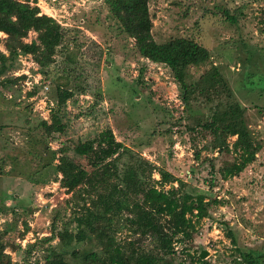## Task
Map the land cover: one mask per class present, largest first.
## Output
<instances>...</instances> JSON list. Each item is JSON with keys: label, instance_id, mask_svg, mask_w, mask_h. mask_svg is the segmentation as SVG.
Segmentation results:
<instances>
[{"label": "rangeland", "instance_id": "rangeland-1", "mask_svg": "<svg viewBox=\"0 0 264 264\" xmlns=\"http://www.w3.org/2000/svg\"><path fill=\"white\" fill-rule=\"evenodd\" d=\"M33 1L40 14L63 29V44L51 64L69 72L49 66L41 74L29 55H18L0 76V264L7 258L13 264H43L46 247L69 264H96L85 256L100 257L93 235L82 226L79 242L65 243L55 235L75 233V219L84 209L102 211L117 180L93 176L68 193L53 170L59 154L87 173L97 163L118 172L134 166L143 175L141 191L148 186L167 191L169 183L178 188L181 182L183 192L203 196L206 216L194 219L188 239L177 237L176 261L197 264L198 254L206 251L208 264H230L240 259L238 253L258 255L264 264V0L147 1L153 41L184 38L205 48L208 61L190 68V76L196 79L215 67L232 100L245 110L260 150L251 164L225 179L217 172L235 170L236 154L230 147L209 149L210 135L198 127L191 130L197 119L209 118L211 109L224 103L223 96L212 94L210 103L197 98L185 110L170 71L137 54L105 0ZM35 37L28 32L22 42ZM5 38L0 32V53L7 56ZM58 90L72 93L59 108ZM50 111L63 123L62 132L47 128ZM83 143L92 148L87 156L73 151ZM160 171L175 180L160 184ZM113 237L117 243L135 239L125 229ZM139 245L153 250L146 239Z\"/></svg>", "mask_w": 264, "mask_h": 264}, {"label": "trees", "instance_id": "trees-1", "mask_svg": "<svg viewBox=\"0 0 264 264\" xmlns=\"http://www.w3.org/2000/svg\"><path fill=\"white\" fill-rule=\"evenodd\" d=\"M147 1L105 0L110 16L116 20L121 31L133 40L137 54L153 64L164 65L170 71L185 110L197 98H202L205 103L211 102L212 94L225 98L224 103L219 101L211 109L209 118L197 119L191 130L198 127L210 135L209 149L221 152L228 151L230 147L236 154L237 161L233 164L235 170L219 169L217 173L221 179L241 172L247 164L254 161L256 153L260 150V146L251 139L244 118V108L232 100L231 92L215 67H210L196 79L190 76V68L200 67L208 61L209 55L205 48L184 38L171 39L161 44L153 41ZM227 19L231 23L235 22L233 17L227 16ZM0 32L6 36L4 49L7 52V56L0 53V76L9 68L7 63L13 62L18 55H29L41 74H44L43 70L49 66L58 73L67 74L68 68L60 70L58 65L51 64L52 58L63 44V29L52 18L40 14L33 0H0ZM28 32L35 33V40L22 42ZM70 97L71 91L58 90L55 101L57 108L63 106ZM49 121L47 128L55 132L63 131V123L55 112L50 111ZM41 124L45 125L43 121ZM230 137L235 139L229 145L227 139ZM91 150L88 143L73 148V151L81 156H87ZM97 164L93 166L95 171L87 173L65 155L59 154L57 157L53 170L60 176L57 180L58 186L68 193L78 186L89 184L93 176L108 181L114 178L117 184H113L112 195L102 211L93 213L84 209L75 219L76 228H79L75 233L62 230L55 237L65 243L72 240L79 242L82 240L80 226L84 227L93 235L101 253L100 257L96 254L86 255L85 259L90 263L97 260L96 264H184L182 261H176L173 243L177 242L178 236L188 239V231L193 229L194 219L206 216L207 207L203 196L183 192V184L179 181L178 188H173L169 183L167 191L153 186L141 191L139 188L143 175L138 168L128 166L126 170L118 172L108 163L102 166ZM99 167L100 169H97ZM168 179L175 180L166 172L160 171V184L168 182ZM161 217L171 225L165 223ZM122 229L135 239L117 243L113 234ZM226 237L234 244L229 231ZM145 239L151 243L152 251L144 250L139 245L140 240ZM43 241L49 242L50 238ZM35 246L34 243L28 245L27 256ZM3 249L4 245L0 243V254ZM44 251L43 264H69L53 247H46ZM238 255L240 259L234 258L230 264H260L258 255ZM196 262L208 264L199 258H196ZM4 264L13 263L7 258Z\"/></svg>", "mask_w": 264, "mask_h": 264}, {"label": "water", "instance_id": "water-1", "mask_svg": "<svg viewBox=\"0 0 264 264\" xmlns=\"http://www.w3.org/2000/svg\"><path fill=\"white\" fill-rule=\"evenodd\" d=\"M207 256V252L206 251H201L199 254H198V258L200 260H204V258Z\"/></svg>", "mask_w": 264, "mask_h": 264}, {"label": "built area", "instance_id": "built-area-1", "mask_svg": "<svg viewBox=\"0 0 264 264\" xmlns=\"http://www.w3.org/2000/svg\"><path fill=\"white\" fill-rule=\"evenodd\" d=\"M18 242V241H17Z\"/></svg>", "mask_w": 264, "mask_h": 264}]
</instances>
